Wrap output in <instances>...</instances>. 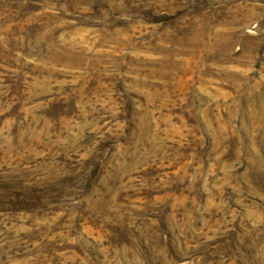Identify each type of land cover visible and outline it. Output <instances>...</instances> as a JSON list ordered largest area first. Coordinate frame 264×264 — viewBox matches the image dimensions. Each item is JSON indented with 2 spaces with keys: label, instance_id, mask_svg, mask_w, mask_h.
Listing matches in <instances>:
<instances>
[{
  "label": "rangeland",
  "instance_id": "rangeland-1",
  "mask_svg": "<svg viewBox=\"0 0 264 264\" xmlns=\"http://www.w3.org/2000/svg\"><path fill=\"white\" fill-rule=\"evenodd\" d=\"M0 264H264V0H0Z\"/></svg>",
  "mask_w": 264,
  "mask_h": 264
}]
</instances>
